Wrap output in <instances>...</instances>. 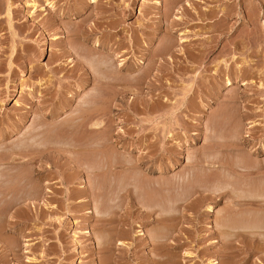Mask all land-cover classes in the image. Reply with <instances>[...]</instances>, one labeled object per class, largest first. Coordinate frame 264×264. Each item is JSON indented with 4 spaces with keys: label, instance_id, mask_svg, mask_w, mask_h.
Segmentation results:
<instances>
[{
    "label": "rangeland",
    "instance_id": "rangeland-1",
    "mask_svg": "<svg viewBox=\"0 0 264 264\" xmlns=\"http://www.w3.org/2000/svg\"><path fill=\"white\" fill-rule=\"evenodd\" d=\"M0 264H264V0H0Z\"/></svg>",
    "mask_w": 264,
    "mask_h": 264
},
{
    "label": "bare ground",
    "instance_id": "bare-ground-1",
    "mask_svg": "<svg viewBox=\"0 0 264 264\" xmlns=\"http://www.w3.org/2000/svg\"><path fill=\"white\" fill-rule=\"evenodd\" d=\"M94 125H95V126H98V125H99V123H98V122H96V123H94Z\"/></svg>",
    "mask_w": 264,
    "mask_h": 264
}]
</instances>
